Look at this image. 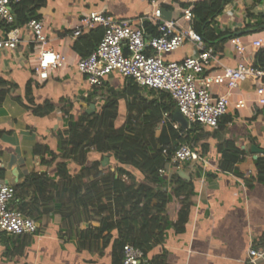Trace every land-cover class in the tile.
<instances>
[{
	"label": "crops",
	"instance_id": "crops-1",
	"mask_svg": "<svg viewBox=\"0 0 264 264\" xmlns=\"http://www.w3.org/2000/svg\"><path fill=\"white\" fill-rule=\"evenodd\" d=\"M154 1L161 5L164 19L177 20L183 28L189 26V21L183 18L187 7L184 4L196 0H46L38 11L46 45L36 42L26 23L19 25L23 39L17 48L0 51V89L7 92L0 104V169L4 171L1 179L16 188L12 206L34 219L38 226L35 234L9 235L0 230V264H122L120 232L117 228L106 229L110 211L100 209L109 202L104 195L106 185L102 184L109 174L100 171L109 166L119 177L116 169L123 166L134 178L135 186L124 193L126 204L115 198L110 200L116 220L124 213L135 218L149 214L150 203L145 202L137 187L152 186V180L131 164H121L114 155H104L93 148H88L85 158L63 157L64 146L57 132L66 128L64 100L73 101L75 115L88 113L91 103H95V112H99L105 103V88L122 92L128 83L127 78L113 73L104 85L92 86L78 69L77 63L83 56L75 44L92 29L83 28L80 35H75L82 19L92 11H99L132 20L150 15ZM256 1L226 0L217 17L220 30L241 33L248 29L247 24L257 21L251 14L264 13V0ZM3 31L0 28V33ZM235 38L244 52L238 53L231 39L219 43L214 46L217 60L212 68L236 67L240 62L255 64L260 49L253 42L257 39L264 42V30ZM43 47L52 48L65 58L63 66L52 71L46 80L39 77L37 70ZM196 53V46L186 42L165 58L180 61ZM255 87L256 79L250 77L231 93L228 112L218 128L198 125L190 141L198 159L180 165L170 161L161 169L163 182L158 189L168 197L169 226L153 239L147 250L151 264H254L250 250H264V184L254 180L255 161L264 155V105L257 103ZM213 91L225 94L227 88L215 86ZM240 99L246 101V106L238 109ZM156 100H163L160 91L140 87L141 115H150L149 105ZM46 102L55 109L35 112ZM127 115L126 100L121 99L115 126L121 127ZM168 121V112H163L153 122L158 145H163ZM172 123L181 127L175 120ZM228 140H234L246 154L230 171L223 169L224 143ZM105 157L109 160L105 161ZM120 178L127 186L133 182L126 174ZM180 178L193 183L195 195L179 211L176 185ZM95 181L100 185L92 189ZM139 202L135 208L134 204ZM138 234L136 226L129 237Z\"/></svg>",
	"mask_w": 264,
	"mask_h": 264
},
{
	"label": "built area",
	"instance_id": "built-area-1",
	"mask_svg": "<svg viewBox=\"0 0 264 264\" xmlns=\"http://www.w3.org/2000/svg\"><path fill=\"white\" fill-rule=\"evenodd\" d=\"M19 1L0 0V24L10 26L0 33V51L14 50L23 39L13 9V4ZM153 3L155 8L150 15L132 20L99 11H92L82 19V26L76 29L75 35H80L83 28H104L97 47L77 63L90 85L102 86L109 75L119 73L125 78H132L140 87L167 91L190 125L199 123L212 128H218L221 118L228 112L231 93L250 77L256 79L257 103L264 105V70L247 62H240L236 67L222 65L212 68L217 60L216 49L208 45L203 35L192 27V4L183 11V18L189 21V26L183 28L177 20L164 19L161 5L155 1ZM148 23L158 34H150ZM27 27L34 33L37 43L46 45L47 37L41 19L31 18ZM235 39L231 41L236 51L243 53V45L236 43ZM186 42L196 46L195 55L180 61L165 58L166 54L176 51ZM253 45L256 49L264 48L262 39L255 40ZM64 62L65 58L60 52L43 47L37 67L39 77L48 79L50 73L61 68ZM215 86L226 87L227 92L215 94ZM236 106L238 109L245 107L246 101L240 99ZM196 159L198 153L193 145L182 143L171 162L180 165ZM15 195V186L0 178V230L9 235L35 234L38 230L35 220L12 206ZM250 257L257 264L264 258V250L253 248ZM122 264L151 262L141 247L127 243L122 250Z\"/></svg>",
	"mask_w": 264,
	"mask_h": 264
},
{
	"label": "trees",
	"instance_id": "trees-1",
	"mask_svg": "<svg viewBox=\"0 0 264 264\" xmlns=\"http://www.w3.org/2000/svg\"><path fill=\"white\" fill-rule=\"evenodd\" d=\"M256 2H259L258 0ZM46 0H21L13 4V9L18 17L20 26L25 25L31 18H41L38 13L39 9L43 7ZM226 0H197L192 4L193 18L192 27L203 35L208 45L216 46L219 43H224L239 34L237 31L226 29L221 31L218 26L217 17L223 12ZM190 4V5H191ZM189 6L188 4H184ZM257 21L253 24H247L245 28L250 26L255 29V32L264 30V13L251 14ZM150 34H158V31L147 24ZM0 28L9 29L10 26L0 24ZM104 34L103 27H95L81 36L75 44V49L82 54L83 57L88 56L98 45ZM255 66L258 69L264 70V48H261L255 56ZM127 85L122 92L117 91L111 87L105 88L104 105L101 111L94 114L83 113L82 115H75L73 113V101L64 100L62 108L63 120L65 121V129L58 130L59 142L64 146L62 156L65 158L77 157L85 158L87 156L88 148L113 156L121 162V164H131L134 168L141 171L147 178L152 180V186L147 184H140L137 187L139 192L144 194L145 202L150 203V212L147 216L143 215L141 218L130 217L124 213L116 220L114 217V208L111 199L121 201L123 204L127 203L124 193L128 192L135 186L132 172L119 166L116 172L119 177L107 166L103 171L109 176L102 181L106 185L105 198L106 203L102 211H110V218L106 221V229L113 230L117 228L120 232L119 246L122 250L125 244L132 243L141 247L145 253L151 248L153 239L162 235V233L169 226V221L166 219V206L168 197L166 192L159 188L163 182L161 176V169L164 168L167 162L172 160V157L177 148L182 143H190L194 137V131L198 128L199 123H192L189 128H176L173 125V113L177 109V104L172 96L163 90H158L163 95L162 101H153L150 103V115H141L138 110L140 99V86L132 79L127 78ZM7 92L0 89V104L3 102ZM14 97L18 101H22L21 96L15 94ZM126 100L128 115L125 123L121 127L115 126V120L119 109L120 100ZM141 104V103H140ZM55 106L52 103L46 102L39 106L35 112L46 113L53 111ZM143 108L140 106V110ZM163 112H168V125L164 127L163 145L156 143L154 134L153 122L156 121ZM221 124V120L219 122ZM226 155L224 159L223 169L230 171L233 169L237 161H243L246 154L241 150L234 140H228L224 143ZM256 175L254 180L264 184V155L260 156L255 161ZM126 174L132 178L133 182L126 185L120 178V175ZM4 177V171L0 169V178ZM100 183L93 182L92 189L98 188ZM91 188V187H90ZM176 192L178 194L179 205L178 210H183L185 201L194 198L193 183L178 179L176 185ZM141 203L134 204L137 208ZM142 207V206H141ZM139 226V234L134 238L129 237L130 230ZM257 264H264V258L259 260Z\"/></svg>",
	"mask_w": 264,
	"mask_h": 264
},
{
	"label": "water",
	"instance_id": "water-1",
	"mask_svg": "<svg viewBox=\"0 0 264 264\" xmlns=\"http://www.w3.org/2000/svg\"><path fill=\"white\" fill-rule=\"evenodd\" d=\"M16 25H19V23H18V17L16 16ZM253 30H255V29H252V28H248V29H246V30H243V31H241L242 33H248V32H252ZM95 107H96V105H95V103H91L90 104V106H89V109L87 110V112L89 113V114H92L93 112H95ZM173 119L176 121V122H178L180 125H181V127L183 128V129H186V128H188L189 127V122H188V120H187V118L181 113V111L177 108L176 110H175V112L173 113ZM109 160V158L108 157H105V161H108ZM181 173V172H180ZM183 173V172H182ZM185 174V173H184Z\"/></svg>",
	"mask_w": 264,
	"mask_h": 264
}]
</instances>
